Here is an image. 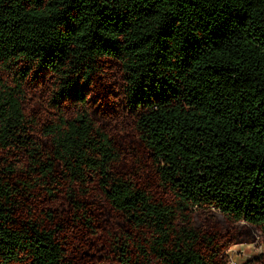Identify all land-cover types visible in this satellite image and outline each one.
Masks as SVG:
<instances>
[{
	"label": "trees",
	"instance_id": "16d2710c",
	"mask_svg": "<svg viewBox=\"0 0 264 264\" xmlns=\"http://www.w3.org/2000/svg\"><path fill=\"white\" fill-rule=\"evenodd\" d=\"M107 70L172 201L120 172L118 143L86 110ZM41 77L53 80L51 102L79 109L49 121L45 146L23 104ZM0 154V264H92L70 261L64 216L22 213L36 191L82 212L70 221L87 247L98 192L128 228L109 244L116 264H227L195 216L264 240V0H0Z\"/></svg>",
	"mask_w": 264,
	"mask_h": 264
},
{
	"label": "rangeland",
	"instance_id": "374dc122",
	"mask_svg": "<svg viewBox=\"0 0 264 264\" xmlns=\"http://www.w3.org/2000/svg\"><path fill=\"white\" fill-rule=\"evenodd\" d=\"M107 72L97 83V86L93 88V94L87 103L86 110L92 116L95 125L118 143L122 156L120 172H124L136 185L148 190L156 199H163L167 202L172 201V196L158 187L154 177V168L149 157L146 156L144 150L138 144L131 117L127 116L124 109L121 108L119 73H111V70H107ZM53 90V80L46 77L28 80L24 87V113L32 123L37 142L44 146L46 141L42 136V130L49 121H54L57 114L72 117L79 110L78 107L61 100H55V103L51 102ZM0 156L3 157L4 154H0ZM15 158L11 155L7 157V160L13 163L18 171L26 170L25 160L21 158L20 163L15 164ZM21 175L22 173H18V176ZM35 193L36 199L21 201L22 213L30 209L41 221L47 223L46 215L48 211H51L55 217L61 218L64 216L57 221L63 223L61 235L68 238L69 246L67 250L71 262L116 264L114 258H112L109 244L127 231L128 228L121 225L118 217L108 211L98 192H93L90 195L87 207L89 211L92 210L90 215L95 217L99 237L88 247L87 234L77 230L79 225L73 227L70 221L73 212L77 214L82 212L76 211L72 206L70 207L63 196L58 197L56 201L50 199L46 201L45 197L41 196L40 191ZM195 224L203 233L216 236V243L220 244L219 249L221 250L219 259L226 261L227 264H246L249 261L264 257V240L259 234L248 231L242 225L229 228L214 213L196 215Z\"/></svg>",
	"mask_w": 264,
	"mask_h": 264
},
{
	"label": "built area",
	"instance_id": "2783aa9c",
	"mask_svg": "<svg viewBox=\"0 0 264 264\" xmlns=\"http://www.w3.org/2000/svg\"><path fill=\"white\" fill-rule=\"evenodd\" d=\"M231 264H235V263H231Z\"/></svg>",
	"mask_w": 264,
	"mask_h": 264
}]
</instances>
